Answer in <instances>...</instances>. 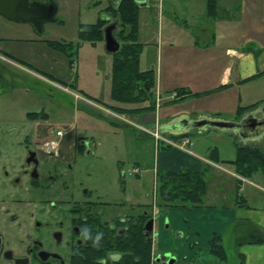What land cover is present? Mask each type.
<instances>
[{
	"label": "crops",
	"instance_id": "0c3cea01",
	"mask_svg": "<svg viewBox=\"0 0 264 264\" xmlns=\"http://www.w3.org/2000/svg\"><path fill=\"white\" fill-rule=\"evenodd\" d=\"M104 1L105 0H94L92 2L95 6L94 9L101 10V14L98 16L97 21L92 24H96L100 20H103L105 16L109 19V23L116 22L114 21L116 17L113 18L110 14V10L107 11L115 1L106 0L107 5L105 7ZM147 1L149 6L142 5L139 7L138 42L144 45L145 48L146 46L149 47L150 45H154L156 54L154 59L158 57L157 63L159 60V64H164L163 53L168 46L175 48L176 46L185 47L192 45V47L197 48L198 51L203 52L199 55L189 57V61H199L197 62L199 65L198 67L202 66L203 60L206 61L204 66H207L210 64V60L218 62L225 58L235 60L236 64L232 66V68L228 64L225 65L219 83L216 84V86H213L214 84L209 86V84L205 82L208 85L203 83V86L198 88L192 87L190 84H176L174 80H169V83H165L163 69L167 67L165 68L164 65H162L160 69L156 68V66L150 68L154 71L155 77V86L153 88V102H155V105L153 109L156 114L154 120L145 121L142 125L147 128V126L150 127L159 120V122H161L159 123L161 126V134L166 132L165 134L172 135L173 140L169 139L167 141L168 143L164 144L162 142L163 138L147 135L145 129L141 131V129L125 127L122 133L126 141V144L123 146L124 153L126 154L124 157L127 158V160L130 159V163L132 164L131 167H140L144 173L153 172L155 182L157 183L160 175L184 170H191L194 172L204 171L205 174H210V172L216 170L228 174V177L222 175L221 195L210 196L209 189L211 182L210 179L207 178V190L200 206L186 209L179 203L180 205L177 207H167L162 210L164 217L171 223V233L164 232L161 237L162 242L169 238H172V240L174 239L173 242L170 243V246L175 245L178 251L181 254L187 255L194 264H226L228 262V254L226 252V243L228 241V245L233 243L235 245L232 252L234 264H264V172L260 170L249 177H243L236 172V167L234 165L228 163L236 160L238 149L243 147V143L239 141L242 139L234 132L224 133L236 143L235 156L224 158L217 144H213L214 146H207V150L206 147L192 149L194 145L191 136L194 134L202 135L203 133H191L193 130L180 134L164 131L163 127L176 118L166 121L164 124L162 123V119L166 118V116L163 117L162 109L164 104L169 102L166 98L172 93L175 94L180 90H184L186 93L183 99L180 100V102H183L190 100L192 93L195 96L196 91H199V93H210L212 92L211 90L222 86L221 84L229 83L233 72H236L239 76V79L235 82L237 84L264 75V46L258 44V36H256L258 42L255 40L253 42L248 40L251 42V45L247 47L245 45L242 46V43H246L248 42L247 39H250V30L248 33L244 31L240 33L242 24L245 21H248L249 26L253 27L255 30L254 34L257 33L256 29L259 26H264L262 23L263 19H261L262 15L258 14L260 8L264 11V1L214 0L213 6H211L210 0ZM53 2L57 6V15L59 18V4L55 0H53ZM152 15H154L153 20L151 17ZM62 22L66 23L64 19ZM92 24L81 22L80 26ZM50 28L51 26L49 27L50 34H48V37H45V40L39 39V42L26 41L28 37L17 38L9 33L4 35L5 31H3V35H0V51H9L19 61L28 65L27 67H23L20 64L11 63L8 60L3 61L2 58H0V73L4 77L6 85L12 83L27 84L26 82L28 81L27 79L24 81L23 76H26L28 73L27 77L30 76L32 78L31 80L34 81H40L41 79L39 78L41 76L43 80H46V77L55 80L56 77V81L60 83L64 81L68 84L71 81L73 87H75L76 78L75 75L72 74L74 73L73 68L75 69V67L72 65L75 64L74 56L76 54L74 55L72 52L77 50L78 45V50L80 52V49L82 50L84 45L90 42L81 43L79 31L77 40L72 41L64 37L62 45L66 46L69 44V46L65 47V49H63V46L59 48L55 46L57 40L52 36L55 34V31L53 32L55 27H52V30ZM147 28L154 31V40L151 38H148V40L144 38ZM242 33L243 38L240 36ZM115 37L117 38V36ZM97 43L99 44L100 42ZM101 43L105 45V42ZM70 44L72 46H70ZM236 44H238V46H236ZM205 53H208L206 55L207 59H204ZM111 55L114 57V54ZM52 57L57 58L56 60L61 66L60 69L59 66H55L51 63L52 61H56ZM144 58L143 50L140 56V66L142 71H148L149 68L143 69L142 66L144 64ZM171 59L177 61L173 57ZM257 60L260 61V63H257ZM195 65L196 63L193 66L191 65L193 70L196 69L194 67ZM181 67L182 64H180V68ZM25 72L26 75H24ZM170 75H173V73H170ZM110 76V74L107 75V79L111 80ZM171 77L174 79V75ZM230 84L232 85V83ZM87 87H89V85L84 86V89L80 91H83L85 95L97 103L109 105L116 104L113 102L115 100L112 95L113 88L110 91L111 97L109 101L102 102L99 100L98 96L106 101L107 98L104 96V93L102 92L101 95L94 94L97 92L91 89L90 91ZM156 100H158V103ZM262 101L250 105L249 107L255 106V109L261 107V103H264V100ZM145 107L148 108L150 105L144 106V109ZM252 109L244 110V112H240L238 115H236V112H233L235 120L232 121L239 122L246 115L255 110ZM186 113H184V115L189 117ZM212 114L216 119H220L219 112H213ZM202 115L203 114L198 116L202 117ZM65 125H67V123H65ZM69 130L70 129L64 130L62 128L56 129V131ZM214 134L221 137V133ZM262 140H264V134L258 138L250 139L246 143L257 144L260 141L262 142ZM186 141L189 142L187 146L185 145ZM263 147L261 150H264ZM224 165L231 167V169L223 167ZM156 186L158 187V185ZM243 224H245V227H242ZM178 232H183V236L179 237L177 234ZM257 232L261 234L260 237L257 236ZM246 233L251 234V237L246 239V242L237 243L238 236H242ZM216 237L220 238L221 245L226 254V260H222L213 253L212 243ZM255 238H261L262 241L260 243L251 242ZM239 261L240 263H238Z\"/></svg>",
	"mask_w": 264,
	"mask_h": 264
},
{
	"label": "flooded vegetation",
	"instance_id": "af4514ba",
	"mask_svg": "<svg viewBox=\"0 0 264 264\" xmlns=\"http://www.w3.org/2000/svg\"><path fill=\"white\" fill-rule=\"evenodd\" d=\"M35 1L29 7L33 13L24 15L32 19L30 23L10 21L0 15L27 27L26 41L30 42L45 40V35L50 34L48 27L60 24L57 10L50 16L48 8L53 3ZM111 1L115 2L110 7L117 11L124 0ZM133 1L139 7L149 4L147 0ZM103 21V35L107 27L114 26L113 34L122 49L121 20L116 17L115 23H109L105 16ZM60 40L55 45L59 48ZM0 58L28 66L9 51H0ZM18 94L22 105L33 99L51 98L42 82L6 85L0 73V264H128L131 258L140 264L141 254L128 245L134 227L140 229L143 244L150 247V264H194L175 245L170 246L174 239L162 242V234L171 233V223L162 210L173 206L161 204L157 182L154 181L151 202L131 204L133 213L123 211L125 203L105 200L109 195H104L97 184L103 182L102 175L96 172L95 158L99 156L89 140L72 136L71 130L58 136L56 130H51V117L44 110L23 108L25 114L19 116ZM55 96L63 97L59 92ZM116 162L125 192V166ZM84 170L85 176L95 182L93 187L81 180ZM133 171L131 176L141 177L140 167ZM150 220L153 226L148 232ZM177 234L183 236V232Z\"/></svg>",
	"mask_w": 264,
	"mask_h": 264
},
{
	"label": "rangeland",
	"instance_id": "374dc122",
	"mask_svg": "<svg viewBox=\"0 0 264 264\" xmlns=\"http://www.w3.org/2000/svg\"><path fill=\"white\" fill-rule=\"evenodd\" d=\"M55 1L58 2L60 8L59 18L62 21L64 19L66 23L60 21L61 23L56 25L55 29L53 30V32L55 31V34H53L52 36H54L56 40L61 39V42H63L64 37L72 41L77 40L80 31V23H95L98 19V16H100L101 14L100 9H94L95 6L92 3L94 0ZM104 2L105 7L107 5L106 0ZM258 14L262 15L261 19H263L262 23L264 24V11L261 8ZM151 17L153 20L154 15H152ZM50 29L52 30L53 28L51 27ZM249 30L250 39H247V41L251 40V42H253L254 40L257 41L258 39L260 42L259 43L257 41L258 44L264 46V26H259L256 29V35L254 34L255 30L253 29V27H250L248 21H245L242 24L240 33L241 31L248 33ZM3 31H5L4 35L9 33L13 34L14 37L17 38L28 37L29 33V29L27 27L17 26L12 22H9L0 17V35H3ZM153 36L154 31L147 28L144 38L147 40L148 38L154 40ZM240 36H242L243 38V33ZM256 36H258L257 39ZM45 37L47 38L48 34L45 35ZM251 42L248 41L246 43H242V46H250ZM97 44L96 46H93L92 44L88 43L84 45V48L82 50L80 49V52L79 50L78 52L76 50V52L79 54L76 53V55L74 56L75 64L72 65L75 67V69L73 68L74 73L72 74L75 75L76 78V83L74 84L76 89L75 87H73L71 81L69 84L65 83L64 81V83H60L56 81V77L55 80L49 79L47 77L46 80H43V77L41 76L39 78L41 79L39 82H42L47 87V89H49L51 98H49L48 100L45 99V101H36L33 99V101L29 104L25 102L28 105L27 106L25 104L22 105V100L20 99V96L18 94V97L16 99L17 114L19 116L24 115L25 112L22 111L23 108H29L30 110L35 112L44 110L45 113L51 116V123L49 124L51 130L54 131L58 128H62L64 130L70 129L72 136L88 139L92 144V148L99 156V158H95V163L97 165L96 172L100 173L98 174L100 175V177L102 175L103 182H98L97 184L104 195H109V197H104V199L113 204L125 203V206L123 208V211L125 212L131 210V204H149L151 202L154 195L155 177L153 172L144 173L142 169L141 177L130 175V173H135L133 171L135 166L131 167L132 164L130 163V159L127 160V158L124 157L126 155L123 149V146L126 144L125 136L122 135L124 128L131 127L135 129H141V131H144L145 129V131H147V135L156 138L160 137L161 139L163 138L162 142L164 144L168 143L167 141L169 139L173 140V138L172 135L165 134L166 132L164 134H161V126L159 125V123L161 122H159V120L156 124H152V126H150L153 128H150L148 126L147 128H145V126L142 125V123L145 121L154 120L156 114L154 109H151L150 111H146V109H144V106L155 105V102L153 103L154 91L150 88V86L153 85L154 76L152 74H148L147 77H143L144 73H139L142 71V68L140 66L141 60H131V63L135 69L133 76H131V78L120 76L122 78L120 79L119 74H117V70L113 68L114 57L106 50L104 44H102L101 42L98 45ZM142 46L145 56L143 62L144 64L142 65L143 69L149 68V70H152L150 68H153L155 66L156 68L160 69L161 66L164 65L165 68L167 67L166 69H163L165 83H169V80H174L176 84H190L192 87L194 86L196 88L202 87L203 83H208L209 86L213 84V86H216V84L219 83V79L222 75L225 65L228 64L232 68V66L236 64L235 60L225 58L223 60H219L218 62L210 60V64L207 66H204V63L206 61L203 60L202 66L198 67L199 65L197 62L199 61H189V57L199 55L203 52L198 51L197 48L192 47V45L185 47L176 46L175 48L166 46L167 48L163 53L164 64H159V60L157 63L158 57H155L156 59H154V56L156 55L154 45H150L149 47L146 46V48L144 45ZM236 46H238V44H236ZM207 54L208 53H205L204 59H207ZM172 57L177 61L172 60ZM54 59L56 60L57 58L55 57ZM2 60L4 61L5 58ZM51 63H53L55 66H59L60 69L61 66L59 65V62L57 60L52 61ZM195 63L196 65L194 67L196 69L193 70L192 66ZM257 63H260V61L257 60ZM180 64H182L181 68ZM138 69L139 72L137 73ZM170 73H173L174 79H172L171 76L173 75H170ZM109 74L111 75L110 78L112 81L107 79V75ZM24 75H26V72L24 73ZM27 75L23 76L24 81H26L27 79V84L33 83L34 80H31L32 78L30 76L27 77ZM231 75L232 76L230 77L229 83L221 84L222 86H219V88L217 89L211 90L212 92L210 93H199V91H196L195 96L192 93V97L190 98V100L180 102V100L183 99V96L186 93L184 91H178L175 94L172 93L168 95L166 99H168L169 102H166L162 109L163 117L166 116L165 119H162V123L164 124L166 121L178 117L185 119V116L182 117V115H184V113L186 112L190 120L201 119L203 117L216 119L212 113L219 112V120L234 122L232 121L235 120L233 112H236V115H238L246 108L249 109L250 105L257 104L258 102L264 100V75L251 79L247 82H243L241 84L235 83L239 79V76L236 72H233ZM112 82H115L114 84L118 85V92L119 89L124 88L126 82L130 83L133 86L130 91L132 92V94H123L126 93L125 91L122 93V99L127 100H123L124 102L121 103L117 100H114L113 102H115L116 104L110 105L100 104L85 95L83 91H80L81 89H84V86L89 85V87H87L89 88V90L91 89L92 91L97 92L94 94L101 95V93L103 92L104 96L107 98V100L104 101V99L98 96L99 100H101L102 102H108L109 98L111 97L110 91L113 88ZM230 83H232V85ZM146 84L148 87V91L144 92L143 87ZM58 92L63 96L60 99L58 96H55ZM143 94H145L146 101H139L135 103L130 102L134 99L136 100V98H140L141 96H143ZM131 97L133 98L128 100V98ZM156 101L158 103V100ZM261 105L263 106L264 103H261ZM257 109H259V107L255 110ZM201 114H203L202 117L198 116ZM257 116L260 117L261 113H258ZM65 123H67V125H65ZM217 130L218 129L215 128H209L204 131H200L197 129L191 131V133H203L202 135L194 134L191 136L194 145L192 149H201L202 147H206L207 150L209 146H214L213 144H217L222 157L229 158L230 156H235L236 143H234V140H231V138H228L229 136H227V134H224L231 133L232 131ZM214 133H221V137L215 135ZM239 141L243 143V147H256L262 149V147L264 146V140H262V142L260 141L257 144H247L246 141ZM187 144H189L188 141H186L185 145L187 146ZM262 151L264 152V150ZM116 160L121 161V164L125 166L124 169L127 173L125 177V192H123V189L121 188L122 184L119 176L118 163L116 162ZM223 167L231 169V167L229 166L224 165ZM222 175H226V177H228V174L216 170H213L212 172H210V174L205 175L206 178L210 179L211 182L209 189L210 196L221 195V184L223 182ZM89 177L90 176H85V170L80 175L81 180L84 181L87 186L93 187L91 184H94L95 182L93 181V179H89ZM171 185L175 184L172 183ZM189 187L190 186L187 185L185 188L189 189ZM131 213H133V210H131ZM242 227H245V224H243ZM256 234L258 237H260L261 235L259 232H257ZM250 235L251 234L247 233L243 234L242 236H240L241 240H244V242H246V239H249L251 237ZM234 246V243L228 245L227 241L226 252L228 254V262L226 264H234L232 258ZM238 263H240V261Z\"/></svg>",
	"mask_w": 264,
	"mask_h": 264
},
{
	"label": "trees",
	"instance_id": "16d2710c",
	"mask_svg": "<svg viewBox=\"0 0 264 264\" xmlns=\"http://www.w3.org/2000/svg\"><path fill=\"white\" fill-rule=\"evenodd\" d=\"M210 3L211 6H213L214 0H210ZM108 10H110V14L112 16L117 17L121 20L122 27L124 28V31H122L119 36L124 45L121 51L118 54L114 55L113 68L117 70V74H119V77L125 76V78H131V76H133L135 72L131 60L140 61V56L143 50L142 44H139L138 42V18L140 8L134 3L133 0H124L117 11L112 8L107 9V11ZM104 25L105 21L103 20H100L96 24L92 25H81L80 41L90 42L93 45L97 44V42H104ZM68 46L69 44L63 46V49ZM70 46L72 45L70 44ZM78 47L79 45L77 46V50ZM72 53L75 55L77 52L75 51ZM138 72L139 69L137 70V73ZM139 73H144L143 77H147L148 74H152L154 76L153 70L141 71ZM120 79L122 78L120 77ZM114 83L112 82L113 98L120 103L124 102L123 100L127 99H122V93L125 91L126 93L123 94H132V92L130 91L133 86L130 83L126 82L124 88L119 89L118 92V85ZM154 86L155 77L153 85L150 86L151 90H153ZM147 88L148 87L146 84L143 87V91L147 92ZM132 98L133 97L128 98V100ZM139 101H146L145 94H143V96H141L140 98H136V100L134 99L130 102L135 103ZM254 107L255 106H252L249 109H252ZM153 108L154 106L150 105V107L145 109L151 110ZM245 110H247V108ZM241 112H244V110ZM228 163L234 165L240 175H242L243 177H249L260 170H263L264 172V152L260 148L256 147H240L238 149L236 160ZM205 175L206 174L204 171L194 172L191 170H184L181 172L160 175L158 177V196L160 198L161 204L164 206L177 207L180 205L179 203H181V206L186 209H190L194 206H200L204 200L207 190V178ZM172 183H174L175 185H171ZM187 185L190 186L189 189L185 188ZM261 241V238H255L251 242L260 243ZM241 242H244V240L242 241L241 237L238 236L237 243L240 244ZM128 245L131 246L132 251L134 250L141 254L143 262L140 264H150V247L143 244L139 228L134 227L132 229ZM212 250L215 255L220 257L222 260H226V254L221 245L219 237H216L213 240ZM128 264L138 263L134 261V258H131Z\"/></svg>",
	"mask_w": 264,
	"mask_h": 264
},
{
	"label": "water",
	"instance_id": "95a60500",
	"mask_svg": "<svg viewBox=\"0 0 264 264\" xmlns=\"http://www.w3.org/2000/svg\"><path fill=\"white\" fill-rule=\"evenodd\" d=\"M48 1L51 4L53 3V5L50 4L51 6L48 8L50 16L53 17L57 10V6L53 2V0H47V2ZM35 3V0L31 2L30 0H0V15L10 21H21L24 23H30L32 22V19L24 15L28 13H33L32 10L29 11V9L31 8L30 5H34ZM43 6H45L46 8L48 7L46 5ZM113 28L114 26H109L105 29L104 41L106 50L111 54H116L121 49V43L113 34ZM258 113H261V117L257 116ZM163 128L164 131H168L174 134L189 132L195 129L200 131H204L209 128H215L218 130H229L236 133L243 141L247 142L250 139L258 138L264 134V105L259 107V109L246 115L239 122H229L207 117H203L201 119L196 120H190L188 117L185 116V119L178 117L174 119L171 123L166 124ZM152 223L153 221L150 220L147 224L146 228L148 232L152 230Z\"/></svg>",
	"mask_w": 264,
	"mask_h": 264
},
{
	"label": "built area",
	"instance_id": "2783aa9c",
	"mask_svg": "<svg viewBox=\"0 0 264 264\" xmlns=\"http://www.w3.org/2000/svg\"><path fill=\"white\" fill-rule=\"evenodd\" d=\"M63 133H64V132H62V131H58V132H57V135H58V136H63Z\"/></svg>",
	"mask_w": 264,
	"mask_h": 264
}]
</instances>
